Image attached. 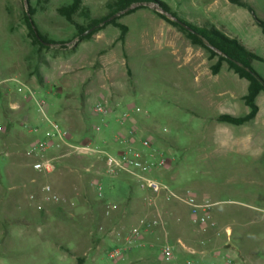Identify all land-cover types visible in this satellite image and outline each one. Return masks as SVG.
<instances>
[{"label":"rangeland","instance_id":"rangeland-1","mask_svg":"<svg viewBox=\"0 0 264 264\" xmlns=\"http://www.w3.org/2000/svg\"><path fill=\"white\" fill-rule=\"evenodd\" d=\"M72 1L0 0V264H76L79 258L85 264H114L106 253L116 246L115 231L158 218L157 208L148 205V193L135 178L124 175L127 181L122 185L106 175L104 158L85 150L89 155L82 156L79 150L89 147L115 154L118 144H124L116 135L126 143L138 142L147 153L159 148L167 159L177 156L178 169L174 163L162 181L176 190L185 185L217 204L211 216L218 229L204 228L203 237L192 243L187 238L193 227L186 224L182 233L170 235L174 241L182 239L189 248L205 252L210 262L264 264V215L250 208L264 206V93L257 99L262 110L257 120L243 127L218 122L223 114L249 113L243 100L248 82L226 63L212 75L218 58L209 60L205 48L192 45L156 13L163 14L157 5H134L136 10L119 18L129 29L123 44L120 29L113 25L89 39H77L75 25L59 12ZM112 1L83 0L82 9L72 16L74 23L87 27L109 15ZM160 1L182 21L197 27L212 24L264 59V34L249 9L228 0ZM241 2L264 21V0ZM29 5L40 34L65 45H31L25 21ZM167 28L179 34L173 38L175 46L161 37ZM154 36L160 40L153 42ZM187 57L206 64L199 71L197 61ZM252 66L264 79V62ZM39 97L48 101L45 114ZM99 104L106 115L94 112ZM8 119L11 127L3 132ZM54 123L68 132L74 148L41 154L38 144L48 139L47 133L57 135ZM37 128L43 131L35 132ZM224 128L240 136L230 150L217 141ZM130 131H135V138ZM52 139L57 143L60 138ZM142 141L151 146L143 147ZM58 156L63 158L56 162L55 173L34 169L37 162ZM47 187L59 201L46 200ZM161 201L158 208L164 212ZM167 220L171 233L177 222L171 215ZM225 227L232 229L230 237ZM186 255L192 257L178 250L174 264H186L180 259ZM146 261L165 264L159 253L157 259L150 256Z\"/></svg>","mask_w":264,"mask_h":264},{"label":"built area","instance_id":"built-area-1","mask_svg":"<svg viewBox=\"0 0 264 264\" xmlns=\"http://www.w3.org/2000/svg\"><path fill=\"white\" fill-rule=\"evenodd\" d=\"M47 100L39 97L37 103L39 105L40 111L45 114V106L47 105ZM17 105H12V110H17ZM94 112L98 115H106L107 111L102 105H97ZM123 125V124H122ZM55 133H47L48 139L38 144L39 151L41 154L47 153L52 149H65L66 147H72L69 141V136L67 131L61 130L56 123L52 124ZM26 130L33 131V128L27 125L23 126ZM99 130L100 127H97ZM40 129H35V132H39ZM58 136L59 142L53 141L52 138ZM129 136L135 138V131H130ZM117 141H123L124 149L118 153L112 154L107 151H102L98 149L87 148L83 149L91 155H99L105 160V172L108 177L116 178L121 175H130L136 179L141 190L146 191L149 194V202L152 206L157 207L158 200H164L165 202L177 201L189 208L191 215V222L194 226L200 228H209L212 230L218 229V222L214 220L211 216V210L217 204H212L208 201L199 202L193 197L183 196L176 192L169 184L166 182L156 179L151 176L155 170L166 168L169 160L166 154L154 150L153 152L146 153L145 150H140L132 143H126L127 140L122 135H116ZM143 147L149 148L151 143L149 141H142ZM80 152L81 148L79 149ZM63 156L52 157L43 159L34 165V169L45 173L53 174L57 170L56 162L60 160ZM158 158V159H156ZM98 185V197L102 198V185L100 182L96 183ZM47 192L49 193L46 197L47 201H59V197L55 194H51L52 190L47 187ZM74 205V203H73ZM251 209L258 211L264 215V206L261 208L250 207ZM38 209L42 210V206L39 205ZM161 218L156 222H143L141 227H133L129 230H116V246L110 249L106 256L114 264L126 262L129 260L131 253L134 250L143 249L148 247L158 248L159 259L165 264H174L178 257V250L183 249L189 255H192L191 259H188L186 264H199V260L195 257H205V252H199L189 248L182 239H177L174 241L167 229V223L164 217L171 215V211L166 209L161 213ZM102 231V228H101ZM225 235L230 237L232 235V229L230 227H225L223 229ZM153 235L156 243H144V238ZM210 264H220L219 262H210ZM225 264H234L230 259L226 260Z\"/></svg>","mask_w":264,"mask_h":264},{"label":"trees","instance_id":"trees-1","mask_svg":"<svg viewBox=\"0 0 264 264\" xmlns=\"http://www.w3.org/2000/svg\"><path fill=\"white\" fill-rule=\"evenodd\" d=\"M29 1L30 0H28V2ZM228 1L230 4L237 7L249 9L256 23L264 32V21H260L256 13L250 7L242 3L241 0ZM149 4L157 5L163 14L159 12L156 13L165 19L172 27L185 34L191 41L192 45L205 48L209 53V60L218 58V60L211 66V72L214 76H217L221 72L224 63H226L229 69L232 70L240 79H244L248 82V91L243 97V100L245 105L249 108V113L241 117L223 114L218 116L216 120L232 126H243L253 121L259 113L257 99L261 93H264V79L254 70L252 64L254 62H264V59L248 50L236 38H231L218 30L214 25L210 24L209 26L197 27L184 22L172 11L170 6L160 0H113L108 5V8L111 9L109 15L93 20L87 27L74 23L72 19V16L82 9L83 0H73L72 4L61 8L59 12L68 21L75 25L77 30L76 38L81 41L91 38L95 33L102 30L103 27L113 25L120 29L121 35L119 40L124 44L129 29L124 24L118 22L119 18L122 15L131 14L134 10H136V8H132L134 5L143 7ZM86 11L89 14L88 10ZM34 14L35 10L31 7V5H29V12L25 15V21L29 31L28 36L31 39V45L33 47L39 46V49H47L53 45L66 44L64 42L56 43L49 41L43 37L34 23ZM115 15L119 16L113 18ZM166 15L170 16L173 20L169 19ZM111 18L113 19L107 22ZM176 20H180L190 26L195 33L184 29ZM94 28L95 30L93 32L85 35L86 32ZM10 127L11 123L10 126H8V129H10ZM76 264H85V260L83 258H79L77 259Z\"/></svg>","mask_w":264,"mask_h":264},{"label":"crops","instance_id":"crops-1","mask_svg":"<svg viewBox=\"0 0 264 264\" xmlns=\"http://www.w3.org/2000/svg\"><path fill=\"white\" fill-rule=\"evenodd\" d=\"M253 19H254V17H253ZM254 21H255V19H254ZM261 30H262V28H261ZM162 31L164 32V34L161 33V37L162 38H166L167 37L168 41L175 46V44L173 43V38H175L176 34L177 35H179V34L177 32H175L173 29H170V28H167L166 30H162ZM262 32H263V30H262ZM263 34H264V32H263ZM231 38H233V37H231ZM159 40L160 39H158V37H156V36L153 37V42H155V41L158 42ZM187 59L188 60H196L197 63H198L196 69L199 70V71L206 64V62L199 61V59H195V58H192V57H189V58L187 57ZM260 96H261V94H260ZM15 111H17V110H15ZM261 113H262V110L259 107V113H258L257 117L254 120H257L258 118H260ZM8 120L9 121H7V125L1 127L3 132H4V130H6V128H8V126H10L9 122H11V120L10 119H8ZM4 123H5V121H4ZM243 126H235V127H243ZM41 131H43V129H40V132ZM239 137H240L239 134L237 132H235L234 130H232L231 128H224V129L220 130V135L218 136L217 141H218L219 145L222 148L230 150V149H232V147H235V146H237L239 144V142H240V138ZM137 143L138 142H135L134 145L136 147H139V144H137ZM118 145L119 146H117V148L114 149L113 152L118 153V152H120V151H122L124 149L123 145H121V144H118ZM87 148L88 147H82L81 150H83V149L87 150ZM158 151H160V152H162L164 154H167L165 151H162L159 148H158ZM145 152L147 153V151H145ZM81 153H82V156L89 155V154H83V152H81ZM168 160H169V165L167 166L168 168H166L164 170L154 171L151 174V176L156 178V179L160 178L159 180H163L164 179L163 177H164L165 173L167 172L168 169L171 168L172 165H174V163H175L174 169L176 171L178 169V167H179V162H178L179 159H178V157L177 156H175L173 158L172 157H168ZM116 180H118L119 181L118 183H120L122 185L125 184V182L127 181V179L125 178L124 175H121L120 177H116ZM174 190L176 192H178L179 194L183 195V196L193 197L199 202L206 200V199H203L199 195L198 191H196L194 189L190 190V188H188L185 185L184 186H180L177 190L176 189H174ZM148 197H149V194H148V196L146 198H148ZM159 202H160V200H159ZM148 205L152 206V204L150 202L148 203ZM161 205L163 207H166L165 209H170V208L172 209L171 210V216H173L174 220L177 222L173 232L170 233V231H169L170 235L176 237V235H179L180 233L183 232V226L186 225V224H189L190 226L193 227V232L188 234L187 240H189L192 243H197L196 241L198 240V238L203 237V234H204L205 230L204 229L201 230V228H200V230H197V227L192 225V223H191V215H190V212H189V208L187 206H185L184 204H182L180 202H177V201L165 202L164 200L161 201ZM156 208H157L156 211L158 212V218H156L153 222L158 221L161 218V216H162L161 213L163 211V208L162 207H161V209L158 208V204H157ZM168 217H170V216H168ZM164 218H165V221H166L167 217H164ZM147 221H148L147 219H144V220H142V223L143 222H147ZM166 223L168 225V220L166 221ZM198 242H199V240H198ZM144 243L145 244L156 243L154 236L150 235V236L145 237L144 238ZM156 249H158V248H150V247L147 246L146 248H143V249L134 250L131 253V256H130L129 260H127L125 263H121V264H148V262L146 261V258H148L150 256H153V257H155L157 259L158 250H156ZM195 258L199 260V262H200L199 264H210V261H211V258H209L208 256H205L204 258H202V257H195ZM180 259L183 262L185 260L191 259V257L186 255L184 257H181Z\"/></svg>","mask_w":264,"mask_h":264},{"label":"water","instance_id":"water-1","mask_svg":"<svg viewBox=\"0 0 264 264\" xmlns=\"http://www.w3.org/2000/svg\"><path fill=\"white\" fill-rule=\"evenodd\" d=\"M116 17H118V15H115L113 18H116ZM113 18L109 19L107 22L111 21ZM176 21H177V22H178V23H179L184 29H186L187 31L192 32V33H195V31H194L190 26H188L187 24L183 23V22L180 21V20H176ZM94 30H95V28L89 30L88 32L85 33V35H87V34L93 32ZM47 45H48V44H47Z\"/></svg>","mask_w":264,"mask_h":264}]
</instances>
